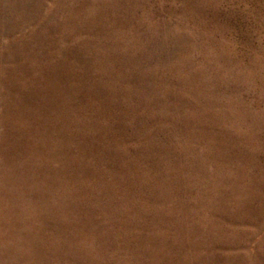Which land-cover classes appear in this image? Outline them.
Here are the masks:
<instances>
[{
    "label": "rangeland",
    "instance_id": "1",
    "mask_svg": "<svg viewBox=\"0 0 264 264\" xmlns=\"http://www.w3.org/2000/svg\"><path fill=\"white\" fill-rule=\"evenodd\" d=\"M263 182L264 0H0V264H262Z\"/></svg>",
    "mask_w": 264,
    "mask_h": 264
},
{
    "label": "bare ground",
    "instance_id": "2",
    "mask_svg": "<svg viewBox=\"0 0 264 264\" xmlns=\"http://www.w3.org/2000/svg\"><path fill=\"white\" fill-rule=\"evenodd\" d=\"M261 179V178H259ZM261 182V180H260ZM264 183V182H263ZM262 183V184H263ZM38 185V184H37ZM249 185V184H248ZM246 187V185H244ZM263 186V185H262ZM254 187V186H252ZM264 189V188H263ZM245 190V189H244ZM243 191V190H241ZM248 192V191H247ZM260 193V192H259ZM249 194V193H248ZM244 196V195H243ZM252 196V195H251ZM257 197V196H256ZM245 198V197H244ZM212 200V199H211ZM244 201V200H243ZM251 202V201H250ZM252 203V202H251ZM247 204V203H246ZM245 208V207H244ZM227 209V208H226ZM225 209V210H226ZM240 209V208H239ZM238 209V210H239ZM244 210V209H243ZM247 211V210H246ZM245 211V212H246ZM242 212V211H241ZM250 212V211H249ZM229 214V213H228ZM227 215V214H226ZM237 215V214H236ZM263 213H262V217H263ZM252 216V215H251ZM229 217V216H228ZM200 218V217H199ZM261 218V217H260ZM218 220V219H217ZM221 221V220H220ZM219 222V221H218ZM192 228V227H191ZM219 228V227H218ZM222 228V226H221ZM174 229V228H173ZM178 230V229H177ZM255 229H252L250 231L253 232ZM188 231V230H187ZM190 231V229H189ZM217 231V230H216ZM181 233V232H180ZM179 233V235H180ZM200 233V232H199ZM220 233V231H219ZM221 234V233H220ZM219 234V235H220ZM23 235V239H25L26 241V236H29L27 234L22 233ZM205 235V234H204ZM215 235V234H214ZM159 236V235H158ZM207 236V235H206ZM222 236V235H221ZM182 237V236H181ZM196 237V236H194ZM211 238V237H210ZM246 238V237H245ZM249 239V238H248ZM55 240V238H54ZM176 242L179 244H183L184 245V240L180 239V236L177 237ZM210 239H204L203 237L201 239H198L196 242L193 243H189L187 244V247L185 250H182L181 247L183 246H177L176 245V249L172 248L170 245L168 246V244H165L167 249L161 248L160 249H156V248H152L151 249H141L142 251L139 252V254L141 256H144L143 258H146L145 260H143L144 264H253L255 261H252V259L250 257L247 256L246 252L241 254V256L237 253H233V252H225L224 250V245H216L215 242H213L215 244V246L213 247H208V244H211V242L209 241ZM213 240V239H212ZM216 240V239H215ZM234 241H237V238L235 237H231V243H234ZM218 242V241H217ZM149 243V242H148ZM168 243V242H167ZM241 243V242H240ZM27 244V243H26ZM152 244H156V241L153 240ZM186 244V243H185ZM243 244V243H242ZM23 244L17 246L18 248L22 249L21 247ZM4 246H7L4 243ZM226 246V245H225ZM233 246V244L231 245ZM230 246V247H231ZM25 247V246H24ZM257 250L261 253L262 257L259 258L260 263H264V246L262 245V241L259 240V242H257L256 245ZM24 249V248H23ZM164 249V250H163ZM175 249V250H174ZM208 251L206 254H201V251ZM212 250H218L220 254L215 253ZM150 251V252H149ZM166 252V254H168L169 252L171 254L164 256V253ZM150 255V256H148ZM148 257L150 258V260H148ZM142 258V259H143Z\"/></svg>",
    "mask_w": 264,
    "mask_h": 264
}]
</instances>
